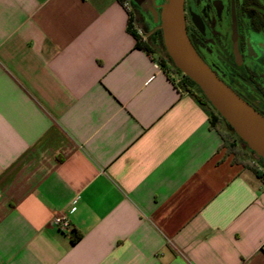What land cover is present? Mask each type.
I'll list each match as a JSON object with an SVG mask.
<instances>
[{
	"label": "crops",
	"instance_id": "1",
	"mask_svg": "<svg viewBox=\"0 0 264 264\" xmlns=\"http://www.w3.org/2000/svg\"><path fill=\"white\" fill-rule=\"evenodd\" d=\"M135 13L0 0V264H264V177Z\"/></svg>",
	"mask_w": 264,
	"mask_h": 264
},
{
	"label": "flooded vegetation",
	"instance_id": "2",
	"mask_svg": "<svg viewBox=\"0 0 264 264\" xmlns=\"http://www.w3.org/2000/svg\"><path fill=\"white\" fill-rule=\"evenodd\" d=\"M161 3L137 5L138 24H152ZM184 19L186 33L205 64L264 116V0H184ZM161 31L157 27L149 34L158 46Z\"/></svg>",
	"mask_w": 264,
	"mask_h": 264
},
{
	"label": "water",
	"instance_id": "3",
	"mask_svg": "<svg viewBox=\"0 0 264 264\" xmlns=\"http://www.w3.org/2000/svg\"><path fill=\"white\" fill-rule=\"evenodd\" d=\"M132 1L141 7L156 2V0ZM161 7L162 41L174 67L196 83L224 121L247 147L264 161V116L227 87L195 51L186 33L184 0H166ZM154 17L155 21L159 20L156 13Z\"/></svg>",
	"mask_w": 264,
	"mask_h": 264
},
{
	"label": "trees",
	"instance_id": "4",
	"mask_svg": "<svg viewBox=\"0 0 264 264\" xmlns=\"http://www.w3.org/2000/svg\"><path fill=\"white\" fill-rule=\"evenodd\" d=\"M133 33L137 36V38H139L137 32L133 31ZM160 40L161 42H163L162 37ZM141 45L142 48L149 51L146 44H141ZM160 64H161L160 66H162L165 69H167L169 65H171L173 70L181 73L177 68L174 67L171 58L167 54L165 57L161 58ZM179 85L187 92H191L193 90L196 91L199 94L200 100H202V102H204L212 109L210 122L211 124H215L219 126L222 139L224 141V147H226L229 152L233 153L234 156L233 161L243 164L245 167L254 170V174L257 175L258 177H264V173L260 171L254 164H252V159L248 155L247 150L244 147H242L241 144L245 145V143L239 138L238 134H236L234 130L224 121L220 113L214 107L211 106V104L208 102L209 100L204 96V94L196 85V83L193 82L191 79H189L188 76L183 74L181 83H179ZM225 126L227 128H225ZM255 157L257 156L255 155ZM257 158L264 163V161L261 158L259 157Z\"/></svg>",
	"mask_w": 264,
	"mask_h": 264
},
{
	"label": "built area",
	"instance_id": "5",
	"mask_svg": "<svg viewBox=\"0 0 264 264\" xmlns=\"http://www.w3.org/2000/svg\"><path fill=\"white\" fill-rule=\"evenodd\" d=\"M119 1L129 12H131V0H119ZM137 34L139 35L140 40L142 42L146 40L147 37L143 33L138 31ZM176 80L178 84L181 83V79H176ZM252 164H254L260 171L264 173V166L261 165L258 161H256L255 159H252ZM76 202H77V199L75 198L72 204H75ZM51 223L54 226H56L58 229L62 230V232H67L71 229V224L68 220V217L63 213H60L54 216V218L51 220Z\"/></svg>",
	"mask_w": 264,
	"mask_h": 264
},
{
	"label": "rangeland",
	"instance_id": "6",
	"mask_svg": "<svg viewBox=\"0 0 264 264\" xmlns=\"http://www.w3.org/2000/svg\"><path fill=\"white\" fill-rule=\"evenodd\" d=\"M162 3H161V6L166 2V0H160ZM138 4L137 3H135L134 1H131V7L132 8H134V9H136V6H137ZM160 6V9H161V11H160V14L162 13V11H163V9H162V7ZM138 7H141V6H138ZM159 19V18H158ZM157 24H159V20L158 21H155V17H153V19H152V24H150V25H139L138 24V26H139V28L141 29V31H142V33L144 34V33H147V32H149V30H151V29H155L156 27H157ZM149 39H152V38H150L149 37ZM151 41V40H150ZM152 41L154 42V43H156L155 41H154V39H152ZM159 46H161L162 47V53H163V55H164V57L166 56V51H165V47H164V44H163V42H161V40H160V45ZM158 48V50H159V48L160 47H157ZM161 57L159 56V58H158V60L160 59ZM168 69H169V71H170V73L175 77V79H181L182 80V77H183V73H179V72H177V71H175V70H173L172 69V67H171V65H169V67H168ZM225 128H227L226 126H225ZM242 145V147H244L246 150H247V152H248V155L251 157V159H255L256 161H258L261 165H263L264 166V163L262 162V161H260L257 157H255V152H253L250 148H248L247 147V145L245 144V145H243V144H241ZM228 153H231V152H229L228 151ZM232 155H233V153H231ZM234 157V156H233Z\"/></svg>",
	"mask_w": 264,
	"mask_h": 264
}]
</instances>
